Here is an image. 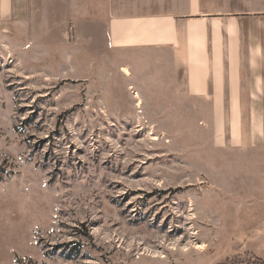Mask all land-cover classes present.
Masks as SVG:
<instances>
[{
    "label": "rangeland",
    "instance_id": "374dc122",
    "mask_svg": "<svg viewBox=\"0 0 264 264\" xmlns=\"http://www.w3.org/2000/svg\"><path fill=\"white\" fill-rule=\"evenodd\" d=\"M216 1L264 21V0ZM62 14L0 24V264H264L258 117L218 134L207 101L102 33L83 51Z\"/></svg>",
    "mask_w": 264,
    "mask_h": 264
},
{
    "label": "crops",
    "instance_id": "0c3cea01",
    "mask_svg": "<svg viewBox=\"0 0 264 264\" xmlns=\"http://www.w3.org/2000/svg\"><path fill=\"white\" fill-rule=\"evenodd\" d=\"M215 3L0 0V24L25 25L33 10L42 28H48L63 13L66 34L87 45L83 51L93 50L88 47L93 35L102 33L106 49L117 52L121 65L131 55L132 64L144 63L150 75L162 77L164 91L168 83L178 99L207 101L218 134L223 116L258 117L253 122L264 147V21L219 11Z\"/></svg>",
    "mask_w": 264,
    "mask_h": 264
},
{
    "label": "bare ground",
    "instance_id": "6f19581e",
    "mask_svg": "<svg viewBox=\"0 0 264 264\" xmlns=\"http://www.w3.org/2000/svg\"><path fill=\"white\" fill-rule=\"evenodd\" d=\"M122 73H124L126 76H130V72L126 69V68H122L121 69ZM140 102V101H139ZM138 102V103H139ZM205 247L203 245H200V246H196L194 249L195 250H203Z\"/></svg>",
    "mask_w": 264,
    "mask_h": 264
}]
</instances>
